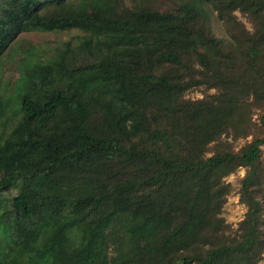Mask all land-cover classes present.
Masks as SVG:
<instances>
[{
    "label": "trees",
    "instance_id": "1",
    "mask_svg": "<svg viewBox=\"0 0 264 264\" xmlns=\"http://www.w3.org/2000/svg\"><path fill=\"white\" fill-rule=\"evenodd\" d=\"M29 32L69 36L0 95V264L264 262V0H0V62Z\"/></svg>",
    "mask_w": 264,
    "mask_h": 264
},
{
    "label": "rangeland",
    "instance_id": "2",
    "mask_svg": "<svg viewBox=\"0 0 264 264\" xmlns=\"http://www.w3.org/2000/svg\"><path fill=\"white\" fill-rule=\"evenodd\" d=\"M239 17L242 19L240 14ZM245 21V19H242ZM215 33L222 37L224 36L223 27L216 20L213 22ZM73 34V33H71ZM69 34L64 33H42V32H29L22 34L12 46L13 51L6 54L0 62V95L4 94L5 98H9L11 93H14V88L21 76V70H23L22 63L25 62V57L29 54L36 53L41 59H47L54 56L57 53V49L63 44ZM11 83L10 86L7 83ZM193 99L202 98L203 95L200 92H194L189 95ZM254 120L257 121V116H254ZM244 143V140L239 141L237 148ZM245 174L244 169H240L236 174L227 178V182L234 185V191L229 196L228 203L224 208V217L227 222L237 228L239 222L244 218L246 213V207L241 204L239 190V179ZM0 244H2L0 236ZM261 264H264L261 263Z\"/></svg>",
    "mask_w": 264,
    "mask_h": 264
}]
</instances>
